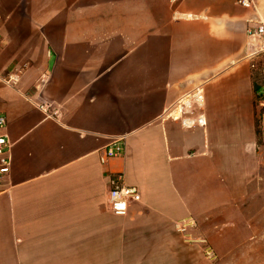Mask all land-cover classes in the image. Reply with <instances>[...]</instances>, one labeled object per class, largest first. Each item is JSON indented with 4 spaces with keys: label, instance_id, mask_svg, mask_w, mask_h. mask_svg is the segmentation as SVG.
Returning <instances> with one entry per match:
<instances>
[{
    "label": "crops",
    "instance_id": "1",
    "mask_svg": "<svg viewBox=\"0 0 264 264\" xmlns=\"http://www.w3.org/2000/svg\"><path fill=\"white\" fill-rule=\"evenodd\" d=\"M237 1L0 0V264L201 259L177 225L226 215L262 146L250 60L264 45L246 29L264 0ZM198 87L206 125L186 128L171 112ZM112 173L140 193L125 215L108 207Z\"/></svg>",
    "mask_w": 264,
    "mask_h": 264
},
{
    "label": "rangeland",
    "instance_id": "2",
    "mask_svg": "<svg viewBox=\"0 0 264 264\" xmlns=\"http://www.w3.org/2000/svg\"><path fill=\"white\" fill-rule=\"evenodd\" d=\"M257 99L254 120L258 122L257 141L262 145L260 155L256 156L254 170L243 178L241 191L233 197V208L223 211L226 215L216 218L208 211L201 219L192 218L194 224L188 229L198 235L194 233L188 239L202 248L201 259L193 264H264V128L259 105L264 94Z\"/></svg>",
    "mask_w": 264,
    "mask_h": 264
},
{
    "label": "built area",
    "instance_id": "3",
    "mask_svg": "<svg viewBox=\"0 0 264 264\" xmlns=\"http://www.w3.org/2000/svg\"><path fill=\"white\" fill-rule=\"evenodd\" d=\"M168 1L171 4H176L179 0ZM237 2L247 9L254 7V0H238ZM246 34L251 38H260L262 40V45H264V23L254 27H248L246 29ZM261 52H264V50L255 53L252 56V59ZM251 60L250 68L253 67V65H251ZM2 81L6 84L13 85L18 81V74L11 72L7 75V77L2 78ZM203 101L202 88L198 87L188 94L182 96L177 101L174 111L171 112V115H173L175 118H178L183 127H204L206 125V121L203 113ZM6 128V117L4 114L0 113V184L6 180L11 168L12 143L6 134ZM121 152V144L119 141L114 140L108 147L103 149L100 156V161L104 163L107 159L120 155ZM138 201H140V193L137 187L133 185H126L124 183L122 174L112 173L110 175L108 191V207L110 211L115 215H125L129 204L131 202ZM193 224L194 221H192V218H189L177 225L176 230L185 235L187 233V229Z\"/></svg>",
    "mask_w": 264,
    "mask_h": 264
},
{
    "label": "trees",
    "instance_id": "4",
    "mask_svg": "<svg viewBox=\"0 0 264 264\" xmlns=\"http://www.w3.org/2000/svg\"><path fill=\"white\" fill-rule=\"evenodd\" d=\"M251 65H253V67L251 68V71H252V82H253L254 91H255L254 99H257V97L262 94L261 91H259L258 82L261 79H264V52H261L257 56H255L251 60ZM255 123L257 125L258 123L257 120L255 121Z\"/></svg>",
    "mask_w": 264,
    "mask_h": 264
}]
</instances>
